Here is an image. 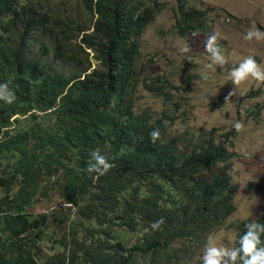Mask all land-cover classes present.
I'll use <instances>...</instances> for the list:
<instances>
[{
	"label": "trees",
	"instance_id": "trees-1",
	"mask_svg": "<svg viewBox=\"0 0 264 264\" xmlns=\"http://www.w3.org/2000/svg\"><path fill=\"white\" fill-rule=\"evenodd\" d=\"M174 1L176 37L210 31L208 8ZM83 3L93 17L88 32L53 0H0V83L15 94L11 104L0 100V264H202L191 255L234 211L229 148L236 131L170 135L172 108L158 117L133 111L136 86L164 101L176 88L145 77L152 56L141 62L139 38L160 0ZM86 49L99 68L87 71ZM247 112L257 120L261 107ZM94 151L113 165L99 179L86 172ZM50 177L74 214L61 219L68 231L53 241L63 251L44 257L38 244L47 216L27 208ZM160 218L165 223L152 231ZM253 221L264 223V209ZM248 222L236 224L234 247ZM114 227L141 237L125 246ZM78 230L86 231L83 243Z\"/></svg>",
	"mask_w": 264,
	"mask_h": 264
},
{
	"label": "rangeland",
	"instance_id": "rangeland-1",
	"mask_svg": "<svg viewBox=\"0 0 264 264\" xmlns=\"http://www.w3.org/2000/svg\"><path fill=\"white\" fill-rule=\"evenodd\" d=\"M160 1L163 3L162 9L145 26L139 38L141 62L145 63L152 56L153 62L145 65V77L158 83L155 79L158 76L159 81L164 80L176 88L169 89L168 98L164 101L162 96H154L136 86L133 93V111L136 113L148 110L153 117H158L160 112L172 108L174 119L168 126L170 135L208 131L211 128L218 131L234 129L233 124L236 121H241L244 125L240 132L235 130L233 146L229 148L233 154L229 176L231 183L236 185L231 199L234 211L221 226L205 237L191 255L193 259L201 261L204 245L210 234L219 246L234 247L237 241L236 224L245 219L253 221L264 209V83L249 78L226 101L229 92L235 87L229 76L233 65L238 66L242 59L251 55L258 57V64L264 68V41L243 39L252 25L264 30V0H186L195 8L210 10L207 17L210 31L198 37H192L191 33L182 38L172 33V9L175 8V1ZM53 2L61 14L71 17L78 24L79 29L89 26L83 32L91 30L93 17L84 8L83 0ZM226 13L233 18L227 17ZM213 31L219 34V46L227 60L223 67H208L211 63L210 57L201 43ZM79 37L74 39L75 42H78ZM187 45L191 51L185 54L181 49ZM85 51L88 52L87 59L90 64L87 71L99 68L91 56L92 53L88 49ZM254 89L259 91L256 96L246 95ZM255 103L261 107L257 120H253L247 112ZM54 179L50 177L41 180L40 186H43L44 194L34 193L32 199L36 200L27 208L30 213L47 216L44 237L38 244L39 254L44 257L63 251L53 241L62 238L68 231L67 223H63L61 219L74 214L73 206L62 202L59 184ZM1 194L0 189V196ZM111 230L119 233L117 238L125 246H130L141 237L138 231L129 232L116 227ZM85 233L82 230L77 232L81 243ZM89 242L90 239L86 241Z\"/></svg>",
	"mask_w": 264,
	"mask_h": 264
},
{
	"label": "clouds",
	"instance_id": "clouds-1",
	"mask_svg": "<svg viewBox=\"0 0 264 264\" xmlns=\"http://www.w3.org/2000/svg\"><path fill=\"white\" fill-rule=\"evenodd\" d=\"M199 35L198 32L192 33V37H198ZM243 39L246 41H264V30L252 25L245 32ZM201 43L204 51L210 57L211 63L208 67L213 65L223 67L227 64V60L219 46L218 33L213 31ZM181 51L186 54L191 51V48L187 45ZM229 76L235 87L229 92L226 101L234 96L237 87L249 78L258 83H264V68H261L256 59L250 55L242 59L238 66L237 64L233 65L231 70H229ZM0 100L8 104L13 103L15 100V94L8 83H0ZM233 127L237 132H240L244 125L241 121H236ZM149 135L151 142L154 144L160 139V130L158 128L153 129ZM112 167L113 165L105 156L94 151L92 153V162L88 164L86 172L89 175L95 174L94 179H99L100 176L107 174ZM164 223L163 218L155 220L150 226L151 230H160ZM262 236H264V223L256 221H250L245 225V232L240 236L236 247L219 246L217 240L210 234L204 245L201 262L202 264H264V240L261 239Z\"/></svg>",
	"mask_w": 264,
	"mask_h": 264
}]
</instances>
